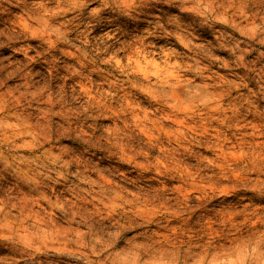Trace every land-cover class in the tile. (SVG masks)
I'll return each mask as SVG.
<instances>
[{
  "label": "rangeland",
  "instance_id": "rangeland-1",
  "mask_svg": "<svg viewBox=\"0 0 264 264\" xmlns=\"http://www.w3.org/2000/svg\"><path fill=\"white\" fill-rule=\"evenodd\" d=\"M264 0H0V264H264Z\"/></svg>",
  "mask_w": 264,
  "mask_h": 264
},
{
  "label": "bare ground",
  "instance_id": "bare-ground-1",
  "mask_svg": "<svg viewBox=\"0 0 264 264\" xmlns=\"http://www.w3.org/2000/svg\"><path fill=\"white\" fill-rule=\"evenodd\" d=\"M264 250V249H263Z\"/></svg>",
  "mask_w": 264,
  "mask_h": 264
}]
</instances>
